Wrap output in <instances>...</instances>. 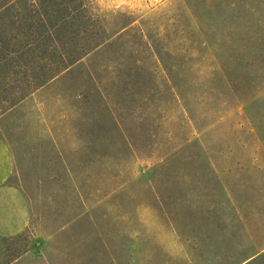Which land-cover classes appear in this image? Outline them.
Returning <instances> with one entry per match:
<instances>
[{
  "label": "rangeland",
  "instance_id": "rangeland-1",
  "mask_svg": "<svg viewBox=\"0 0 264 264\" xmlns=\"http://www.w3.org/2000/svg\"><path fill=\"white\" fill-rule=\"evenodd\" d=\"M244 1L90 0V16L111 28L130 20L127 32L67 65L68 0L60 9L0 0V136L15 164L10 181L31 209L26 231L0 237V264H264V101L224 94L233 131L219 123L208 140L232 147L214 153L213 167L162 162L169 135L201 136L164 87L221 83L214 71L228 62L226 24L249 20L229 7ZM141 67L160 71L157 111L139 100L152 76L138 85L129 75ZM124 86L112 113L108 98Z\"/></svg>",
  "mask_w": 264,
  "mask_h": 264
},
{
  "label": "trees",
  "instance_id": "trees-1",
  "mask_svg": "<svg viewBox=\"0 0 264 264\" xmlns=\"http://www.w3.org/2000/svg\"><path fill=\"white\" fill-rule=\"evenodd\" d=\"M53 5L61 8L65 4V0H52ZM264 6V0H245L243 6L237 5V2H232L229 7L230 12H243L249 20L245 22L228 20L226 27L228 33L229 48L228 62L217 71H214V81H221V83H214L207 86H197L191 88L188 84L182 83L181 85L176 82H171L165 88L170 98L182 104L184 112L187 113L186 119L190 121L192 127L200 133L199 138L191 139L190 136L176 141L174 137L169 135L166 139L167 150L163 153L162 162L169 166H205L207 168L213 167L217 159L214 153L221 152L222 147H232L229 140H222L220 144H210L208 140L209 134L216 131L219 123H227L225 129L226 134L231 133L232 123L229 120V115H226L224 110L226 107L221 104L224 100V94L229 91L231 94L238 97H244L250 100L251 103L256 101H264L263 97H259L258 93L261 87L264 86V20H256L257 15L264 14V8L258 7L260 2ZM38 5L42 7L49 0H37ZM90 0H68L71 7V33L73 35V47L68 64H72L87 54H99L101 50L109 46L115 39H119L126 30L123 29L129 25L130 20L124 25L116 28H111L110 23H106L105 19H99L98 16H90L89 4ZM220 11V8L216 10ZM41 20L46 24L47 17L42 8H39ZM58 21H61L62 14H57ZM92 18H95L92 22ZM114 18V17H113ZM261 23H260V22ZM105 22V23H104ZM91 31V34L88 32ZM142 38V37H141ZM151 57L154 58V64L160 61L164 63V57L160 55L158 50L151 51ZM155 57L157 59H155ZM139 59L132 58L134 67L139 66L137 63ZM121 62L119 64H122ZM138 68V67H137ZM140 68V67H139ZM160 71L145 69H135L130 72V77H133L134 83L141 85L147 77L152 76L153 84L149 86L148 94L140 96L139 100L142 104L148 106V100L154 101L155 110L159 109V99L162 96L163 88L159 83ZM169 78L177 75V72L172 70L167 71ZM182 74V73H180ZM120 78V77H119ZM188 83V82H187ZM197 93V95L195 94ZM128 94L127 86H124V91L121 95H117L118 99H109V110L114 112L115 108L123 106V97ZM195 94V95H194ZM228 95V94H226ZM197 100L199 109H194L193 100ZM225 103V102H224ZM150 105V104H149ZM223 106V107H222ZM220 125V124H219ZM127 141L128 138L124 136ZM163 141V140H162ZM208 141V142H207ZM156 142L152 140L149 144ZM132 145V144H131ZM231 145V146H230ZM239 146V145H237ZM221 160H226L225 158ZM189 177H193L190 176ZM195 178H206L203 174L194 176Z\"/></svg>",
  "mask_w": 264,
  "mask_h": 264
},
{
  "label": "crops",
  "instance_id": "crops-1",
  "mask_svg": "<svg viewBox=\"0 0 264 264\" xmlns=\"http://www.w3.org/2000/svg\"><path fill=\"white\" fill-rule=\"evenodd\" d=\"M14 171L9 148L0 136V237L19 235L31 222L27 195L17 183L10 181Z\"/></svg>",
  "mask_w": 264,
  "mask_h": 264
}]
</instances>
